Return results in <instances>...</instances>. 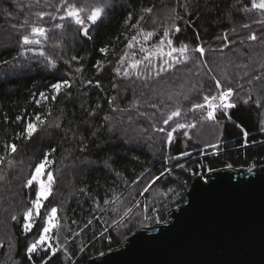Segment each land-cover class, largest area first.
<instances>
[{"label": "trees", "instance_id": "obj_1", "mask_svg": "<svg viewBox=\"0 0 264 264\" xmlns=\"http://www.w3.org/2000/svg\"><path fill=\"white\" fill-rule=\"evenodd\" d=\"M50 2L56 4L59 0ZM81 2L92 3L93 0ZM247 2L117 0L115 11L110 10L102 24L91 29V40L73 37L74 26L68 27L62 40L52 38L58 37L59 32L49 34L45 47L57 63L55 70L40 65L14 69L11 65L0 64V155L13 159L12 166L7 165V160L0 165V176L4 177L0 180V264H31L25 248L38 238L44 217L52 207H57L59 221V228L53 236H59L62 249L50 264H86L90 258L118 247L134 230L157 224V220L164 222L168 211L184 202L188 186L198 175L199 167L205 173L229 168V165L247 170L264 165V144L250 143L249 147H242L243 135L235 127L236 122L242 123L249 132L250 141L264 140L260 131L264 107L257 108V100L264 104V93L259 83L249 88L245 80V88L240 94L247 97L250 93L252 99L248 104L240 103L232 109L231 120L219 115L220 126L212 122L201 124L200 113L189 111L193 103L203 102L205 93L215 90L209 70L217 78L227 77L234 84L246 71L264 70V16L255 11L243 12ZM35 3L36 0H0V61L11 60L16 54L21 33L11 25L31 18L29 11L37 10ZM40 4L44 6V0H40ZM22 5L24 10L21 11ZM28 5L33 7L29 9ZM148 7L153 9L151 14L143 12ZM4 9L11 11L13 20H9ZM128 13H132L133 19L125 24ZM140 15H144L145 20L138 23ZM173 24L181 28V32L173 37L175 46L183 43L194 48L197 43L203 44L207 67L189 60L187 65H177L172 72L158 79H149L146 85L134 78L115 76L113 69L125 53H128L130 62L133 52L135 59L143 58L145 53L139 52L140 43L134 49L127 48L133 36L143 42V35H138L141 29L156 33L144 47L152 49L153 62L159 63L155 52L160 45V37L164 29ZM132 25L137 26L134 28ZM225 32L229 39L237 42L221 52L223 41L217 38ZM253 32L260 39L248 41L247 37ZM240 38H243V43L239 42ZM101 47H105L107 52L102 54L99 51ZM163 51H168L166 46ZM72 56H79L80 62L71 61ZM65 60L71 63H64ZM98 62L100 67H94ZM81 67L82 72L76 71ZM63 79L71 80L73 86L69 90L62 89L57 100L52 102L51 85ZM88 80L93 81L92 86L86 85ZM96 80L101 82L102 88L95 87ZM201 84L203 91L193 88V85L199 87ZM40 92L49 99L41 101L38 106L36 101L40 100ZM111 96L117 97L114 106L118 109H129L134 101H138L139 110H133L131 116L128 111L113 112L108 104ZM185 96L189 97L188 100L184 99ZM152 103L163 110V117L158 108L151 106ZM97 105L101 107L96 109ZM176 107L185 113L176 122H194L197 128L189 130L191 140L183 136V130L175 133L169 148L163 143L166 136L153 132L152 126H163L162 118ZM92 109H96V115L89 117L88 112ZM140 112L144 115L141 116ZM36 113L45 119L44 128L31 141L17 140L16 134L22 130L23 123L34 118ZM17 116L23 117L24 122L17 121ZM109 128L114 131H109ZM206 134L210 136L208 140ZM218 134L219 152L209 155L213 150L205 145L215 143ZM149 136L156 137L155 144ZM12 142L17 143L18 150L8 156L4 145ZM50 148L56 149L50 155L54 161L50 167L57 182L52 195L44 202L40 216L35 218L33 229L25 234L22 213L35 198V186L27 189L23 184ZM203 148L209 156L190 161L185 165L188 170L174 167L175 160L165 162L184 151L191 153L188 158L199 157ZM105 160L114 162V170L109 171L105 167ZM183 160L184 157L179 162ZM166 167L172 171L140 196L149 179ZM145 169L148 172L137 184H132ZM169 189H175L178 195ZM104 199L116 202L106 206ZM145 205H148L147 211ZM14 214L18 216L16 221L11 219ZM36 264H39V257Z\"/></svg>", "mask_w": 264, "mask_h": 264}, {"label": "snow or ice", "instance_id": "obj_2", "mask_svg": "<svg viewBox=\"0 0 264 264\" xmlns=\"http://www.w3.org/2000/svg\"><path fill=\"white\" fill-rule=\"evenodd\" d=\"M117 0H93L92 3H82L81 0H59L58 3L53 4L50 0H44V6H41L40 0H36L35 7L37 10L29 11V17L25 18L21 22H13L12 28L16 31H19L21 34L18 36L16 44V54L12 57L11 60L0 61V64L11 65L14 69H24L30 68L34 65H40L49 70H55L57 68V63L50 56L46 50V43L50 39V33L59 32L58 37H52L56 39H64L67 34V29L69 26L72 27L73 37L79 36L91 40V29L99 27L104 19L109 15L110 10L115 11V5ZM29 9L33 5L27 6ZM19 10H24L22 5ZM242 11L245 13L250 12H259L264 16V0H248L247 4L242 8ZM144 13L151 14L153 9L151 7L143 9ZM4 13L8 16L9 20H13L12 13L9 9H4ZM133 19L132 13H128L125 19V24H128ZM176 19H180L177 17ZM144 15L139 16L138 23L144 21ZM137 25H132L136 27ZM245 28L248 25H244ZM181 32V28L178 24H173L170 27L164 29L163 35L160 37V45L157 46L155 56L158 58L159 63L153 62V55L151 48H145L144 45L148 44L150 40L156 35L154 31L141 32L138 35H143V42H139L137 36H133L132 39L128 42L127 48L134 49L137 44L140 43L139 52L145 53L142 59H135V52L132 53V60L129 61L128 53H125L124 56H121L117 61V66L114 67L113 72L115 76L122 77L125 79L134 78L136 80L142 81L145 85L149 79H158L166 73L172 72L177 65H187L189 60H192L195 64H203L204 67H207L206 61L204 60L206 56V48L203 44L197 43L194 48H189L187 44H181L179 47L175 46L173 37L178 35ZM198 35V34H197ZM199 38V37H198ZM223 42L220 45V51L223 52L224 49L229 48L230 45H234L237 41L229 39V34L225 32L221 37ZM260 39L258 35L253 32L247 37L248 41H257ZM240 43H243V38L239 39ZM164 46L167 47L168 51L164 52ZM99 51L104 54L107 52L105 47H101ZM196 54H199V58H196ZM71 61L80 62L79 56H72ZM69 60H65L64 63H71ZM94 67H100L99 62ZM246 67V66H245ZM76 71L82 72L83 68H77ZM212 81H214V91L209 90L203 95L202 103H193L191 105V112L200 113V123L212 122L214 125L220 126L221 122L217 119V112H222L223 115L231 120V110L236 109L240 103L248 104L252 99L251 94L247 97H244L240 94L241 90L245 88V80L249 88H253L257 83L260 85L262 93H264V70L257 72L253 70L252 72H244L243 76L235 84L232 80L227 77L217 78V76L211 74L209 70ZM2 75V74H0ZM86 85L92 86L93 81L88 80L85 82ZM73 86V83L69 79L59 80L56 83L51 85L53 89V94L51 95L52 102L57 100V96L60 95L62 89L69 90ZM96 88H102L101 82L99 80L95 81ZM113 88L116 87L115 84L112 85ZM211 85L209 88L211 89ZM193 88L196 91H203V85L199 87L193 85ZM70 96V92L68 93ZM40 100L36 101V104L39 106L41 101H48L49 97L44 93H39ZM188 96H185L184 99L188 100ZM117 97L111 96L108 97V104L112 108L113 112L116 111H128L129 115L133 110H139V102L134 101L133 105L129 109H118L114 106ZM153 108H158L156 103H152ZM101 106L97 105L96 109H99ZM264 107V104L260 100H257V108ZM96 109H92L88 112L89 117H94L96 115ZM161 116L163 117V110L159 109ZM180 107H176L175 110L167 114L166 118H162V125L157 126L153 124L152 131L155 133H161L166 136V139L163 141L166 147H171L174 134L180 130H183V136L189 140L192 139L189 130L197 128V124L194 122H176L177 118H180L184 115ZM49 115L51 113L49 112ZM140 115L143 116L144 113L140 112ZM108 117H105L107 120ZM8 118L5 117V122ZM17 121L24 122V118L21 116L16 117ZM129 123H132L130 120ZM46 124L44 118L41 114H34V118L29 119L26 123H23V128L20 132L16 134V139H23L25 141H31L34 136L41 131ZM174 124V126H172ZM49 127H51L49 125ZM59 127V125H57ZM235 127L240 129L243 140L242 147H249L251 144L261 143L264 144V140L256 141L255 139L249 140V132L243 126L242 123L236 122ZM170 129V130H169ZM109 131H114L113 128H109ZM126 131V130H125ZM260 131L264 134V119L260 121ZM95 135V133H93ZM149 140L155 144L156 137L149 136ZM219 141V137H217ZM206 148H211L214 150L213 154H217L219 151V143H208L205 145ZM4 148L8 154L11 156L16 153L18 150V145L15 142L7 143L4 145ZM83 151V149H81ZM56 151L55 148H50L49 151H46L43 154V158L37 163L32 171L30 177L24 182L23 187L27 189H32L35 186V198L31 200L30 206L26 208L22 213V228L25 234L31 232L34 227V218L40 216L41 209L44 207L43 202L48 200L53 193L54 185L57 182V177L54 172L51 170V165L54 164V161L50 159V155ZM206 152H201V155H206ZM191 153L184 151L171 156L165 162L168 163L171 160H175L177 163L174 167L186 169L184 163L179 161L186 156H190ZM7 160V165H13V159L7 158L5 155H0V165H3ZM91 163V162H88ZM105 167L112 171L114 170V162L110 160H105ZM231 165H229L230 167ZM211 170V169H209ZM172 171L171 168L166 167L162 172L157 176H153L149 179L146 186L143 187L139 195L144 196L145 193L154 187V185L160 181V179L166 174ZM248 171L251 172L252 168H248ZM148 172V169H145L144 172L132 181V184H137L141 177ZM119 175V173H117ZM46 176V181L44 177ZM4 179L3 176H0V180ZM169 192H175V189H169ZM116 200L104 199L103 204L109 205L115 203ZM99 207V204H97ZM148 210V205H145V211ZM131 211V210H129ZM155 213L156 209H152ZM35 213V217H34ZM58 209L57 207H52L48 214L44 217V226L41 229L38 238L32 240L27 244L25 248V255L31 264H36V258L39 257V264H50V260L57 254L58 251L62 249V244L58 235L53 236L52 233L59 228V221L57 220ZM127 215V213H126ZM11 219L16 221L18 219L17 215H12ZM159 223V220L156 221ZM77 235L79 233H76ZM66 251V249H64ZM84 249L81 248V251Z\"/></svg>", "mask_w": 264, "mask_h": 264}, {"label": "water", "instance_id": "obj_3", "mask_svg": "<svg viewBox=\"0 0 264 264\" xmlns=\"http://www.w3.org/2000/svg\"><path fill=\"white\" fill-rule=\"evenodd\" d=\"M167 214L86 264H264V165L194 177Z\"/></svg>", "mask_w": 264, "mask_h": 264}, {"label": "rangeland", "instance_id": "obj_4", "mask_svg": "<svg viewBox=\"0 0 264 264\" xmlns=\"http://www.w3.org/2000/svg\"><path fill=\"white\" fill-rule=\"evenodd\" d=\"M262 119H264V110H263V112H262V116H261V118H260V120H262ZM204 137H205V135H204ZM209 135H207L206 134V140H208L209 139ZM217 137H219V134L217 135ZM215 143H219V141H217V139H216V142ZM219 145H220V143H219ZM204 148H203V152H204ZM213 150V149H212ZM202 152V151H201ZM213 152H214V150L212 151V152H210V154L209 155H216V154H213ZM219 152V151H218ZM206 155H208V154H206ZM206 155H201V156H196V158L195 157H192V158H188L189 156H186V157H184L185 158V160H183L181 163H184L185 165L187 164V163H189L190 161H192V160H196L197 158H203L204 156H206ZM208 155V156H209ZM203 172V170H202V168L201 167H199V172H197V174L198 175H196V176H203L205 173H202ZM206 172H208V171H206ZM201 175H200V174ZM195 176V177H196ZM44 179H45V181H46V176L44 177ZM45 202V201H44ZM44 202H43V204H44ZM34 217H35V213H34ZM36 218V217H35ZM35 218H34V220H35ZM33 223H34V221H33ZM146 227H148V226H146ZM52 235H53V233H52Z\"/></svg>", "mask_w": 264, "mask_h": 264}, {"label": "built area", "instance_id": "obj_5", "mask_svg": "<svg viewBox=\"0 0 264 264\" xmlns=\"http://www.w3.org/2000/svg\"><path fill=\"white\" fill-rule=\"evenodd\" d=\"M219 115H223V113H222V112H217V117H218Z\"/></svg>", "mask_w": 264, "mask_h": 264}]
</instances>
